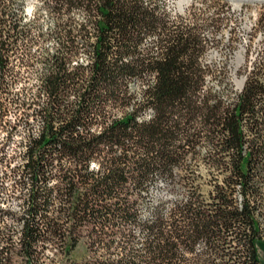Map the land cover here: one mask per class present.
I'll return each instance as SVG.
<instances>
[{"label": "trees", "instance_id": "trees-1", "mask_svg": "<svg viewBox=\"0 0 264 264\" xmlns=\"http://www.w3.org/2000/svg\"><path fill=\"white\" fill-rule=\"evenodd\" d=\"M26 3L0 0V264H264V60L229 97L162 0Z\"/></svg>", "mask_w": 264, "mask_h": 264}, {"label": "rangeland", "instance_id": "rangeland-1", "mask_svg": "<svg viewBox=\"0 0 264 264\" xmlns=\"http://www.w3.org/2000/svg\"><path fill=\"white\" fill-rule=\"evenodd\" d=\"M37 0H27L26 11L30 13ZM162 5L170 16L181 15L188 23L203 26L207 47L203 54L204 61L210 64L212 75L209 84L216 90L228 89L226 96L238 92L242 85L240 79L244 72L264 60V0H162ZM43 14L40 23L45 28L48 19ZM51 42L46 41V45ZM243 84V83H242ZM207 150L205 145L198 149L202 155ZM196 168L197 165H190ZM168 177H160L150 188L149 195L142 204L140 213L146 217L160 198L173 200L178 192L170 189ZM9 205L17 210L19 201L10 199ZM46 253L49 252L46 250ZM85 254V244L81 242L72 252L74 257Z\"/></svg>", "mask_w": 264, "mask_h": 264}, {"label": "bare ground", "instance_id": "bare-ground-1", "mask_svg": "<svg viewBox=\"0 0 264 264\" xmlns=\"http://www.w3.org/2000/svg\"><path fill=\"white\" fill-rule=\"evenodd\" d=\"M251 1H254V0H251ZM242 83H243V79H240V80L238 81V84L242 85Z\"/></svg>", "mask_w": 264, "mask_h": 264}]
</instances>
